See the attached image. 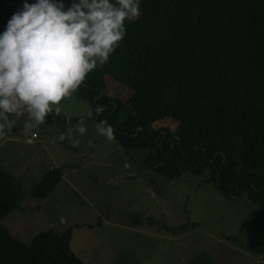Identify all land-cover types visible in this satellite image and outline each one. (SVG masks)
Here are the masks:
<instances>
[{
	"label": "trees",
	"instance_id": "trees-1",
	"mask_svg": "<svg viewBox=\"0 0 264 264\" xmlns=\"http://www.w3.org/2000/svg\"><path fill=\"white\" fill-rule=\"evenodd\" d=\"M21 6L0 0V31ZM126 28L109 61L74 93L92 105L88 118L105 120L159 175L206 174L226 196L246 197L264 232V0H142ZM110 81L121 90L109 93ZM62 178L53 167L23 196L45 200ZM21 184L0 155V264H86L71 248L72 227L47 228L29 243L5 227L20 208Z\"/></svg>",
	"mask_w": 264,
	"mask_h": 264
},
{
	"label": "rangeland",
	"instance_id": "rangeland-1",
	"mask_svg": "<svg viewBox=\"0 0 264 264\" xmlns=\"http://www.w3.org/2000/svg\"><path fill=\"white\" fill-rule=\"evenodd\" d=\"M119 89L113 81L107 86L112 94ZM60 107L66 121L49 116L32 128L26 116L14 117L0 137L3 165L22 181L20 208L2 220L22 233L17 237L29 243L47 228L72 227L71 248L86 264H264V232L251 222L254 206L246 197L226 196L206 174H157L114 137L98 136V121L88 118L92 105L74 93ZM77 117H86L87 133L73 134L75 146L67 137L60 141ZM53 167L64 178L47 198L49 213H39L34 205L43 199H26L23 192Z\"/></svg>",
	"mask_w": 264,
	"mask_h": 264
},
{
	"label": "clouds",
	"instance_id": "clouds-1",
	"mask_svg": "<svg viewBox=\"0 0 264 264\" xmlns=\"http://www.w3.org/2000/svg\"><path fill=\"white\" fill-rule=\"evenodd\" d=\"M141 5L142 0H22L0 31V137L11 131L14 117L26 116L35 128L59 115L61 101L109 61ZM94 112L100 116L102 106ZM95 129L106 141L113 139L105 120ZM74 133H87L84 118L59 140L67 137L75 146Z\"/></svg>",
	"mask_w": 264,
	"mask_h": 264
},
{
	"label": "crops",
	"instance_id": "crops-1",
	"mask_svg": "<svg viewBox=\"0 0 264 264\" xmlns=\"http://www.w3.org/2000/svg\"><path fill=\"white\" fill-rule=\"evenodd\" d=\"M24 142L26 143V139L24 140ZM37 142H39V141H37ZM26 144H28V143H26ZM30 145V144H29ZM63 178H64V173H63ZM62 178V179H63ZM48 201H50V200H48ZM39 208V211H40V213H42L43 212V210H45V213L46 212H49V210H48V202H47V199H45V200H43V201H40V202H38L37 204H36V208ZM18 217V216H17ZM10 231L15 235H17V234H22V233H20L19 232V230H18V232L16 231H13L12 229H10ZM17 236H19V235H17Z\"/></svg>",
	"mask_w": 264,
	"mask_h": 264
},
{
	"label": "built area",
	"instance_id": "built-area-1",
	"mask_svg": "<svg viewBox=\"0 0 264 264\" xmlns=\"http://www.w3.org/2000/svg\"><path fill=\"white\" fill-rule=\"evenodd\" d=\"M38 137V134L35 132V133H33V135H32V138H37ZM32 138L30 137V138H28L27 139V141L29 142V143H32Z\"/></svg>",
	"mask_w": 264,
	"mask_h": 264
},
{
	"label": "water",
	"instance_id": "water-1",
	"mask_svg": "<svg viewBox=\"0 0 264 264\" xmlns=\"http://www.w3.org/2000/svg\"><path fill=\"white\" fill-rule=\"evenodd\" d=\"M103 95V93L101 94V96Z\"/></svg>",
	"mask_w": 264,
	"mask_h": 264
}]
</instances>
